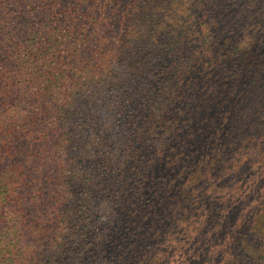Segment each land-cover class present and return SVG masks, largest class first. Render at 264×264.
Instances as JSON below:
<instances>
[{
	"label": "trees",
	"instance_id": "obj_1",
	"mask_svg": "<svg viewBox=\"0 0 264 264\" xmlns=\"http://www.w3.org/2000/svg\"><path fill=\"white\" fill-rule=\"evenodd\" d=\"M263 156L264 0H0V264H264Z\"/></svg>",
	"mask_w": 264,
	"mask_h": 264
},
{
	"label": "rangeland",
	"instance_id": "obj_2",
	"mask_svg": "<svg viewBox=\"0 0 264 264\" xmlns=\"http://www.w3.org/2000/svg\"><path fill=\"white\" fill-rule=\"evenodd\" d=\"M10 143H12V141L8 140L7 144H10ZM250 167L253 168L254 166H250ZM247 169H249V167H247ZM240 178L242 181V183L240 182L241 184L240 187L239 188L236 187V183H235V186H232L230 188V192L235 193L234 195H236V197L237 195L238 197L240 196L241 201L244 200L247 205H249L248 203H253L254 199L260 200L259 198L262 199L261 203L263 204L264 203V184H263L264 183V169H262L261 173H259L257 176L255 174H250L247 176V173L245 172L244 176L240 175ZM261 179L263 183L260 181ZM255 185H256L257 191H254L253 189ZM251 189L253 190L251 191ZM247 235L249 236V240L253 238L252 234H247Z\"/></svg>",
	"mask_w": 264,
	"mask_h": 264
}]
</instances>
